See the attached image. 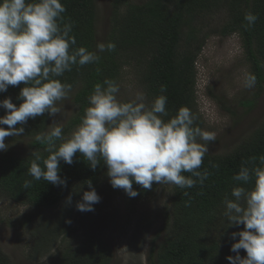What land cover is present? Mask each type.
Wrapping results in <instances>:
<instances>
[{
    "label": "trees",
    "instance_id": "obj_1",
    "mask_svg": "<svg viewBox=\"0 0 264 264\" xmlns=\"http://www.w3.org/2000/svg\"><path fill=\"white\" fill-rule=\"evenodd\" d=\"M214 1L216 0H147L142 4H130L123 10L124 0H114L112 29L105 43L114 42L116 50L101 53L99 63L83 67L73 66L71 72H65L58 78L63 83L72 85L71 92L75 91L74 102L77 106L75 117L64 128L65 137L70 136L81 123L84 109L89 106L88 97L92 94L94 85L102 83L106 78L119 82L123 67L133 61L140 67L141 83L152 101L161 95V85L167 86V92L164 94L168 97L169 116L165 117L166 120L174 116L181 107H188L198 117L196 125L201 127V118L195 110V63L203 42L198 40L194 32L186 35L185 26L192 21L191 18L198 17L201 11L210 8ZM62 3L67 9L63 14L64 23L74 24L71 34L76 37V44L73 48L85 47L89 51H95L98 43L96 1L62 0ZM223 5L232 16L223 34L228 35L235 30L240 32L254 65L257 81L263 89L264 0H226ZM249 11L258 16L252 27H246L247 22L244 20L245 13ZM189 16L192 17L187 20ZM185 36L189 43H192L186 42V47L183 45ZM23 87V83L19 86H9L6 92L0 93V100L10 97L12 102L19 106L23 102L18 99ZM5 114L6 111L0 108V116ZM50 119L51 116L47 113L35 119L30 118L23 125L24 133L19 137L6 138V143L9 140L15 142L24 139H31L32 142L25 153L11 148L0 151V199L29 206L39 212H47L61 204L76 185L81 186L83 192L90 190L85 183L89 179L101 198L108 199L111 195H119L135 202L148 192L166 185L172 195L171 206L166 209L163 229L159 232H166V237L159 244L157 241L160 235L154 239L150 254L151 264L215 263L220 247H217L214 232L219 229L221 223L223 199L225 195L231 198L232 188L238 186L232 177L239 172L242 164L247 163V166L251 167V157L264 155V122L232 153L225 156L208 153L205 155L200 171L207 170L210 175L203 185L197 183L193 188L180 189L175 185L154 183L152 189L146 190L134 183L133 188L139 195L129 197L123 189H114L109 179H106L104 185L99 182L101 177H107V166L103 162L93 171L79 153L71 165L60 162L59 174L67 180V187L54 186L43 179L34 180L28 173L34 158L32 153L38 151L43 158L49 155L45 150L47 145L36 142L35 136L48 132ZM256 163H259L258 159ZM183 175L191 176V173ZM26 180L32 181V186L28 189L23 187ZM185 192L187 195H184ZM94 213L95 211L79 212L78 229L64 230L60 225L51 231L57 237L67 233H81L80 242L62 253L58 252L53 264H110V249L99 234L97 226L100 224L92 221ZM32 221L33 216L22 223L27 225ZM226 222L225 219L223 224ZM239 227L243 225L236 226L237 231H240ZM41 230L38 241H41L40 236L45 231L44 224ZM229 252L232 256L236 255L231 250ZM0 264H14L1 249Z\"/></svg>",
    "mask_w": 264,
    "mask_h": 264
},
{
    "label": "clouds",
    "instance_id": "obj_2",
    "mask_svg": "<svg viewBox=\"0 0 264 264\" xmlns=\"http://www.w3.org/2000/svg\"><path fill=\"white\" fill-rule=\"evenodd\" d=\"M66 11L62 0H0V93L9 86L25 85L19 93L18 99L23 101L19 106L10 97L0 100V108L6 111L0 116V151L10 147L5 142L7 137L24 133L23 125L30 118L62 114L60 102L69 98L72 85L59 77L71 72L73 66L99 63L101 53L116 50L111 41L97 43L95 51L73 48L74 24L64 23ZM257 19L251 11L244 15L246 27L254 26ZM255 84V75L248 74L244 86L251 89ZM120 91L116 80L106 78L94 85L89 106L70 136L65 137L60 122H53L48 132L37 134L35 141L46 144L49 155L43 158L34 151L29 175L36 181L43 179L67 187V180L59 174L60 162L71 165L79 153L93 171L103 162L111 186L123 189L129 197L139 195L134 183L146 190L154 183L180 189L203 185L210 173L200 169L215 133L197 126L198 117L188 107H181L166 120V85H161V95L151 103L142 91L126 101L120 99ZM250 160L251 167L242 164L232 177L238 186L232 188L231 198L225 195L223 199L228 227L243 225L242 230L232 233L233 240L239 239L231 245L236 255L227 257L229 264H264V155ZM85 183L90 190L83 192L76 209L91 212L101 197L90 179ZM31 186V180L24 182L25 189ZM71 202L70 195L66 203ZM240 250L246 256H241Z\"/></svg>",
    "mask_w": 264,
    "mask_h": 264
},
{
    "label": "rangeland",
    "instance_id": "obj_3",
    "mask_svg": "<svg viewBox=\"0 0 264 264\" xmlns=\"http://www.w3.org/2000/svg\"><path fill=\"white\" fill-rule=\"evenodd\" d=\"M95 1L96 39L98 43H105L112 29L114 0ZM146 1L124 0L122 9ZM225 1H214L210 8L201 11L198 17L191 18L192 21L185 26L186 35L194 32L198 40L203 42L195 63V110L201 118V128L216 135L215 141L209 144L208 154L217 156L232 153L264 122V87L261 89L257 81L243 37L236 30L228 35L223 34L232 20L229 10L223 5ZM186 42L192 44L187 36L183 39L184 46ZM139 71L140 67L134 61L123 67L118 82L121 85L120 99L129 100L137 91H142L147 102L151 103L141 83L142 74ZM248 74L256 77V84L251 89L244 86ZM74 96L75 91H72L67 100L60 102L62 114L51 116L49 126L53 122H60L65 128L75 117L77 106ZM31 142V139L9 140L8 144L9 148L25 153ZM106 179L109 177H101L99 182L104 185ZM70 195L72 202L67 204ZM82 196L81 186L76 185L61 204L47 212L0 199V249L14 264H53L58 252L62 253L80 242L81 233L57 237L51 231L60 225L64 230L79 228L80 211L76 209V203L81 201ZM171 196L165 185L148 192L137 202L119 195L101 198L95 205L92 221L100 224L97 229L110 249V264H151L154 239L160 235L159 244L166 237V232H159L163 229L166 209L171 206ZM31 216L34 221L24 225L22 222ZM225 219L222 214L220 222L223 224ZM221 223L214 232L217 247H220L214 264H229L227 257L231 245L239 238L232 239V233L237 232L236 226L227 230V222L223 227ZM43 224L45 231L40 236L41 241H38ZM240 252L241 256H246L244 250Z\"/></svg>",
    "mask_w": 264,
    "mask_h": 264
}]
</instances>
